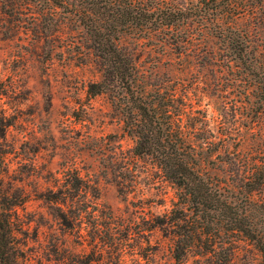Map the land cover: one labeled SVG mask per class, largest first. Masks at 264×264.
<instances>
[{
  "label": "rangeland",
  "instance_id": "374dc122",
  "mask_svg": "<svg viewBox=\"0 0 264 264\" xmlns=\"http://www.w3.org/2000/svg\"><path fill=\"white\" fill-rule=\"evenodd\" d=\"M64 1L0 0V200L8 194L21 263L168 264L171 235L149 229V218L171 209L176 188L149 157L133 153L110 95H87L103 70ZM176 1L210 9L189 19L188 40L173 42L161 28L127 29L119 43L135 51L151 81L187 91L207 112L213 145L205 166L236 178L264 153V0ZM217 3L223 10L212 12ZM219 23L244 42V59L220 37ZM75 175L86 190L72 200L47 198L70 194ZM206 257L193 253L184 264H209ZM261 261L253 241L236 237L233 264Z\"/></svg>",
  "mask_w": 264,
  "mask_h": 264
},
{
  "label": "trees",
  "instance_id": "16d2710c",
  "mask_svg": "<svg viewBox=\"0 0 264 264\" xmlns=\"http://www.w3.org/2000/svg\"><path fill=\"white\" fill-rule=\"evenodd\" d=\"M67 3L86 28L103 70L100 79L88 82L87 95H110L122 115L124 131L135 140L133 153L149 157L176 188L177 199L171 209L149 218V229L164 226L171 235L168 264H184L193 253L207 255L209 264H233L234 242L239 236L255 243L264 264V197H255L256 192L264 190V153L236 178L211 172L205 166L213 145L207 112L194 106L187 91L180 93L170 83L151 81V73L141 67L135 51L119 43L121 32L127 29L153 32L161 28L173 42L181 41L185 34L183 40H188L190 33L185 26L189 19L203 17L210 9L202 5L189 11L176 0ZM210 8L215 12L224 6L217 3ZM217 26L221 28L220 37L228 38L237 49L236 57L244 59V42L229 35L221 23ZM237 160L238 165L248 164L245 159ZM221 169L228 174L224 166ZM71 180L70 194L63 191L60 197L53 191L46 193L47 198L72 200L82 186L76 181L78 175ZM83 188L86 190L87 185ZM8 197L4 193L0 200V264H22L18 227Z\"/></svg>",
  "mask_w": 264,
  "mask_h": 264
}]
</instances>
